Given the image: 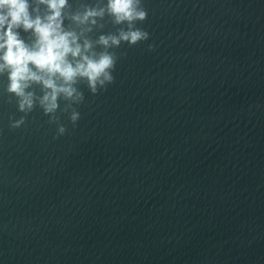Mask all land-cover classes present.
<instances>
[{
  "label": "water",
  "instance_id": "water-1",
  "mask_svg": "<svg viewBox=\"0 0 264 264\" xmlns=\"http://www.w3.org/2000/svg\"><path fill=\"white\" fill-rule=\"evenodd\" d=\"M107 3L63 13L111 80L48 112L0 72V264H264V0H139L106 46L127 20L72 16Z\"/></svg>",
  "mask_w": 264,
  "mask_h": 264
},
{
  "label": "clouds",
  "instance_id": "clouds-1",
  "mask_svg": "<svg viewBox=\"0 0 264 264\" xmlns=\"http://www.w3.org/2000/svg\"><path fill=\"white\" fill-rule=\"evenodd\" d=\"M40 3L47 5L44 15L40 14L38 5L32 7L31 0H0V72H8L9 91L22 97L21 109L34 103L33 93L26 91L31 82L42 83L50 91L45 92L41 103L51 112L57 107L59 93L73 95L75 89L71 84L77 76L87 77L93 88L98 80L100 83L111 80L107 69L113 65L114 58L109 53L97 58L91 53L92 41L85 38L80 42L83 30L65 28L63 10L68 0H40ZM138 4L139 0H108L106 8L90 7L82 14H74L72 19L81 24L96 23L94 18L108 11L117 23L127 20L129 29L118 36L101 35L100 42L106 46L119 44L122 39L134 43L147 37L146 32L131 25L133 20L147 15ZM21 28L32 30L35 40L31 44L21 36ZM102 75L104 79H100Z\"/></svg>",
  "mask_w": 264,
  "mask_h": 264
}]
</instances>
